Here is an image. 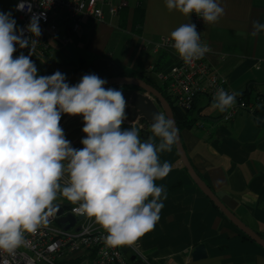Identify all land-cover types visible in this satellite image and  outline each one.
<instances>
[{
	"label": "crops",
	"instance_id": "1",
	"mask_svg": "<svg viewBox=\"0 0 264 264\" xmlns=\"http://www.w3.org/2000/svg\"><path fill=\"white\" fill-rule=\"evenodd\" d=\"M17 1L0 0V12H10L16 27L20 23ZM120 2L126 6L110 15L106 3ZM219 3L224 15L217 23L204 25L205 43L210 49L206 59L232 93L248 89L252 101L264 94V32L251 34L254 22L264 24V0ZM101 7L102 22L83 20L80 30L67 40L61 24L59 38L48 39L45 51L23 48L17 57L31 54L38 76H50L58 70L70 86L86 74H96L102 79L134 76L164 87L158 73L168 71L178 53L173 48L154 46L189 23L190 16L169 11L165 0H105ZM113 87L128 89L122 85L106 88ZM195 102L191 116L204 128L191 125L179 131L191 165L229 210L264 237V109H240L229 121H222L205 95H199ZM60 126L72 147H83L81 140L86 134L82 116L63 114ZM132 127L139 130L124 120L122 129ZM151 137V131L147 136L140 133L142 142ZM159 158L172 166L166 178L156 181L166 189L167 199L154 229L135 243L142 254L154 264H264V248L240 231L196 186L175 145ZM55 203L65 209L69 205L62 197ZM198 245L204 246L206 255L194 260L191 254Z\"/></svg>",
	"mask_w": 264,
	"mask_h": 264
},
{
	"label": "clouds",
	"instance_id": "2",
	"mask_svg": "<svg viewBox=\"0 0 264 264\" xmlns=\"http://www.w3.org/2000/svg\"><path fill=\"white\" fill-rule=\"evenodd\" d=\"M165 5L188 17L195 13L208 24L224 15L219 0H165ZM26 8L31 10L27 0L17 5L18 11ZM43 16L33 14L27 25L33 37L41 35ZM260 32L264 24L254 22L251 34ZM170 39L185 64L210 51L192 23L173 30ZM38 43L24 38L10 12H0V252L13 255L26 234L46 227L59 211L60 197L107 233L106 248L132 246L159 221L167 192L156 181L172 170L159 154L172 150L179 129L159 112L152 118L153 137L142 142L137 128L122 129L126 100L122 91L105 88V79L86 74L70 86L58 70L38 76L31 54L14 57L17 44L32 51ZM238 95L218 88L212 107L223 113ZM62 114L83 117L82 148L66 139Z\"/></svg>",
	"mask_w": 264,
	"mask_h": 264
},
{
	"label": "built area",
	"instance_id": "3",
	"mask_svg": "<svg viewBox=\"0 0 264 264\" xmlns=\"http://www.w3.org/2000/svg\"><path fill=\"white\" fill-rule=\"evenodd\" d=\"M22 0H18L15 10L18 14V29L24 30V38L38 39L34 49H47V40L59 38L60 25L64 26V39L71 37L80 30L83 20L92 18L102 22L104 14L101 5L105 0H27L31 4V10L18 11L17 5ZM108 12L114 16L126 6V2L118 4L106 3ZM44 16L39 21L41 29L40 37H33L27 31L33 14ZM196 25V30L200 34L201 44L205 43L204 25L205 22L195 13L190 15V22ZM173 41L170 37H164L154 46L155 49L173 48ZM31 46V43H30ZM26 47L31 49V47ZM14 57H17L20 47L17 44ZM174 49V48H173ZM207 54V53H206ZM205 56L191 64H185L177 56L175 64L166 72H159L158 77L163 82L166 92L173 105L182 111H193L194 103L199 95H205L212 103L218 88H223L226 92H232L226 85L225 79L213 69ZM264 103V100L257 95L252 101H247L240 95L236 97V104L221 113L219 118L222 121H229L240 109L256 107ZM193 126L204 128L203 123L195 118ZM67 178H65L66 182ZM78 205L69 202L63 214L71 213L80 215L74 209ZM82 218L69 228H64L67 224L57 223L58 215L49 218L46 227L40 228L36 234H26V243L19 247L13 255L0 252V264H130L129 258L135 256V260L143 264H154L134 244L118 248H106L102 237L107 233L93 219L81 215Z\"/></svg>",
	"mask_w": 264,
	"mask_h": 264
},
{
	"label": "water",
	"instance_id": "4",
	"mask_svg": "<svg viewBox=\"0 0 264 264\" xmlns=\"http://www.w3.org/2000/svg\"><path fill=\"white\" fill-rule=\"evenodd\" d=\"M105 80L107 81L105 88L120 85L126 88L128 87V89L120 90L123 93L127 105L125 109V121L130 124H136L141 135H149L153 115L159 112H164L166 116H170L175 122L172 107L161 91L142 78L134 76H113L106 78ZM115 89L118 90L116 87ZM174 145L181 164L186 169L196 186L240 231L264 248V237H261L256 231L248 227L239 217L229 210L211 190V188L204 182V180L197 174L188 159L185 149L183 148L179 132L177 142ZM58 206L59 211L56 213V215H58L57 223H67L64 228H69L76 222V220L82 218L81 215L75 216L71 213L63 214L64 207L61 205ZM205 255V248L203 245L195 247L191 254L192 259L194 260L201 259L205 257ZM129 259L133 261L135 256H131Z\"/></svg>",
	"mask_w": 264,
	"mask_h": 264
},
{
	"label": "trees",
	"instance_id": "5",
	"mask_svg": "<svg viewBox=\"0 0 264 264\" xmlns=\"http://www.w3.org/2000/svg\"><path fill=\"white\" fill-rule=\"evenodd\" d=\"M138 16H139V11H138V9H136V12H135V19H136L135 20V24H137ZM145 81L150 83L151 85L155 86L157 89H159L161 91V93L163 94V96L167 99V101L169 102L170 106L172 107L173 115H174L175 122H176V126L179 129V131L182 128L190 127L192 125V123H193V121L195 119V118H193L191 116L192 111H182V110L178 109L177 107H175L173 105L172 101L170 100V97L168 96V94L166 92L165 86L164 87H159L156 84H154L153 82H150V81H148L146 79H145ZM113 88H115V87H113ZM249 94H250V91L247 89L244 92H241L240 96L242 98H244L245 100L249 101ZM259 96L262 98V100H264V94H259ZM195 103H194V105H195ZM258 105H260V107L256 106V109H261V108L264 109V103L258 104ZM130 264H143V263L141 261L139 263H136L135 261H132V262H130Z\"/></svg>",
	"mask_w": 264,
	"mask_h": 264
},
{
	"label": "rangeland",
	"instance_id": "6",
	"mask_svg": "<svg viewBox=\"0 0 264 264\" xmlns=\"http://www.w3.org/2000/svg\"><path fill=\"white\" fill-rule=\"evenodd\" d=\"M148 259V258H147ZM150 261V260H149ZM151 262V261H150Z\"/></svg>",
	"mask_w": 264,
	"mask_h": 264
}]
</instances>
